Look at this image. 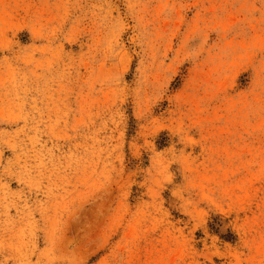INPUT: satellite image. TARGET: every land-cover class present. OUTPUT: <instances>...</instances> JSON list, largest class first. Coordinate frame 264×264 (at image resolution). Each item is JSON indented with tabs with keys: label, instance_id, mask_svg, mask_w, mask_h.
I'll return each mask as SVG.
<instances>
[{
	"label": "rangeland",
	"instance_id": "rangeland-1",
	"mask_svg": "<svg viewBox=\"0 0 264 264\" xmlns=\"http://www.w3.org/2000/svg\"><path fill=\"white\" fill-rule=\"evenodd\" d=\"M0 264H264V0H0Z\"/></svg>",
	"mask_w": 264,
	"mask_h": 264
}]
</instances>
